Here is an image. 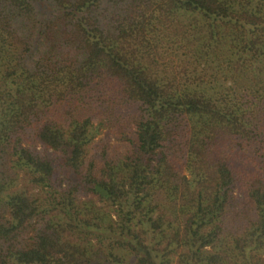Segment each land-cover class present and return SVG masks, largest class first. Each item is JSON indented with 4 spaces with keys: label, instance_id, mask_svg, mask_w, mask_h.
<instances>
[{
    "label": "trees",
    "instance_id": "1",
    "mask_svg": "<svg viewBox=\"0 0 264 264\" xmlns=\"http://www.w3.org/2000/svg\"><path fill=\"white\" fill-rule=\"evenodd\" d=\"M0 264H264V0H0Z\"/></svg>",
    "mask_w": 264,
    "mask_h": 264
},
{
    "label": "rangeland",
    "instance_id": "2",
    "mask_svg": "<svg viewBox=\"0 0 264 264\" xmlns=\"http://www.w3.org/2000/svg\"><path fill=\"white\" fill-rule=\"evenodd\" d=\"M98 136H100V134H99ZM22 183H23V182H22Z\"/></svg>",
    "mask_w": 264,
    "mask_h": 264
}]
</instances>
